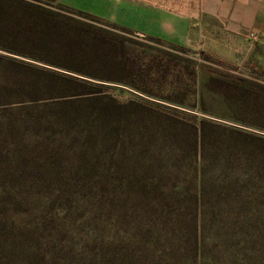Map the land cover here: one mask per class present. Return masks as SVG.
Segmentation results:
<instances>
[{"label":"rangeland","instance_id":"rangeland-1","mask_svg":"<svg viewBox=\"0 0 264 264\" xmlns=\"http://www.w3.org/2000/svg\"><path fill=\"white\" fill-rule=\"evenodd\" d=\"M5 3L0 264H264V44L222 65Z\"/></svg>","mask_w":264,"mask_h":264},{"label":"crops","instance_id":"crops-1","mask_svg":"<svg viewBox=\"0 0 264 264\" xmlns=\"http://www.w3.org/2000/svg\"><path fill=\"white\" fill-rule=\"evenodd\" d=\"M117 27L226 61L264 44V0H57Z\"/></svg>","mask_w":264,"mask_h":264},{"label":"trees","instance_id":"trees-1","mask_svg":"<svg viewBox=\"0 0 264 264\" xmlns=\"http://www.w3.org/2000/svg\"><path fill=\"white\" fill-rule=\"evenodd\" d=\"M8 0H0V18H1V13H6V11L10 10L11 8H7V6L9 5H6L5 2H7ZM15 2H17L19 5L18 8L20 9V6L23 7V10H22V20L23 21H26V20H31L32 23H36V24H39V25H54L56 22L55 20L52 18V15L53 12L52 10H50L48 7H46L42 2L43 0H37V2H33V1H28V0H14ZM52 1H55V0H52ZM63 6V5H62ZM7 11V12H8ZM21 12V11H20ZM81 13L85 14L84 12L80 11ZM88 14V13H86ZM89 15V14H88ZM92 16V15H91ZM98 21H103V19L101 18H96ZM127 30V29H125ZM130 31V30H128ZM149 39H152V40H160L158 38H154V37H148ZM205 53V56L206 58L212 60V61H215L219 64H222V65H229V63L226 61V60H223L219 57H216L206 51H203ZM249 137L253 139V141L257 142L260 149H264V139L262 137H259V136H254V135H250L249 134ZM253 145V142L251 143Z\"/></svg>","mask_w":264,"mask_h":264}]
</instances>
